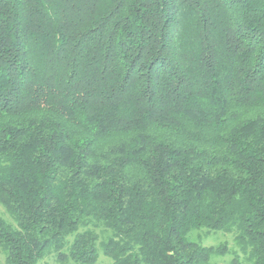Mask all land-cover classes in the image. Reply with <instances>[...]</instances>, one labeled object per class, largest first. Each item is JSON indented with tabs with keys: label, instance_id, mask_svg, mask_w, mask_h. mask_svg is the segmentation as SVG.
<instances>
[{
	"label": "trees",
	"instance_id": "obj_1",
	"mask_svg": "<svg viewBox=\"0 0 264 264\" xmlns=\"http://www.w3.org/2000/svg\"><path fill=\"white\" fill-rule=\"evenodd\" d=\"M0 206L4 264H264V0H0Z\"/></svg>",
	"mask_w": 264,
	"mask_h": 264
},
{
	"label": "rangeland",
	"instance_id": "obj_2",
	"mask_svg": "<svg viewBox=\"0 0 264 264\" xmlns=\"http://www.w3.org/2000/svg\"><path fill=\"white\" fill-rule=\"evenodd\" d=\"M0 217L3 219L10 221L9 217L5 214L4 209L2 206H0ZM199 231H193L190 235L189 238L195 239L196 241L200 242L203 246H216L221 243H225L228 247L229 253L222 257H218L217 259L215 258V261H212L214 264H228L232 258H233V251L236 250V247L233 243L232 237L229 234L222 233V232H217V233H211L209 236H202L200 240L196 238V234ZM98 248V247H97ZM98 258L95 264H110L111 260L104 256L103 253L99 250L98 248ZM0 264H4V256L0 253ZM37 264H60L55 260L54 253H51L47 255L46 257L42 258L41 260L38 261ZM73 264V263H69Z\"/></svg>",
	"mask_w": 264,
	"mask_h": 264
}]
</instances>
